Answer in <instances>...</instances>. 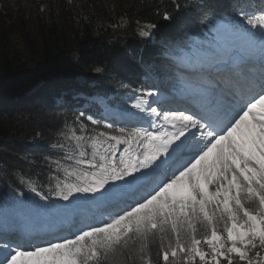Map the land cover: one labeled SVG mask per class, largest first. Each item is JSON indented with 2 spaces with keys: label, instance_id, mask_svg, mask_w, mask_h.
Returning a JSON list of instances; mask_svg holds the SVG:
<instances>
[{
  "label": "snow or ice",
  "instance_id": "snow-or-ice-1",
  "mask_svg": "<svg viewBox=\"0 0 264 264\" xmlns=\"http://www.w3.org/2000/svg\"><path fill=\"white\" fill-rule=\"evenodd\" d=\"M238 15L259 32L241 26L234 70L205 78L208 87L190 93V106L163 112L149 106L156 122L117 135L86 133L84 113L78 126L65 124L53 147L69 150L65 159L86 168L77 173L57 161L47 179L21 176V183L44 201L71 203L76 194H90L106 218L83 224L70 238L42 240L34 228L18 238L0 236V264H117V258L120 264H234L237 257L254 264L249 253L264 249V10ZM202 55L198 63L210 68L215 52L209 47ZM78 207L41 211L66 215Z\"/></svg>",
  "mask_w": 264,
  "mask_h": 264
},
{
  "label": "trees",
  "instance_id": "trees-1",
  "mask_svg": "<svg viewBox=\"0 0 264 264\" xmlns=\"http://www.w3.org/2000/svg\"><path fill=\"white\" fill-rule=\"evenodd\" d=\"M0 3V193L5 192V184L14 185L20 175L36 179L48 176L49 169L43 161L47 154L41 150L28 152L25 147L31 137L40 132L38 142L51 139L53 142L65 124L70 128L78 126L76 114L65 110L66 101L71 98L64 96L65 109L53 104V98L60 97L58 90L87 94L125 90L134 76L131 71L134 68L140 71L130 59L139 60L147 70L153 68V75L164 81L172 75L170 70L182 49L199 47L196 36L209 22L206 17L235 30L245 24L238 15L240 10L249 15L258 11L249 0H0ZM28 4L30 15L35 17L38 45H32L19 27L24 25ZM2 47L8 48L7 51ZM22 50H26L27 56L19 53ZM97 68L101 69L99 74H92ZM76 75L84 77L87 83L78 87ZM40 80L43 83L39 91L24 94ZM257 251L259 257L255 255ZM249 255L254 264H264V249H255ZM127 264L133 262L129 260ZM196 264H200L198 259ZM234 264L246 262L237 257Z\"/></svg>",
  "mask_w": 264,
  "mask_h": 264
},
{
  "label": "rangeland",
  "instance_id": "rangeland-1",
  "mask_svg": "<svg viewBox=\"0 0 264 264\" xmlns=\"http://www.w3.org/2000/svg\"><path fill=\"white\" fill-rule=\"evenodd\" d=\"M30 8L31 7L28 4L27 7H26V12H25L27 14V16L24 19V25L22 26V25L19 24V27L24 30V32H25V34L27 36V39L29 40V42L32 45H38L39 44L38 35H37L36 29H35V26H34V23H33L35 17L32 16V15H30V13H29ZM215 28H220V31H216ZM214 31L216 32V34H215L216 39L220 41V46H219L218 50H220V51H223L224 50V51H228L229 52L231 49H233L234 45L237 44V42H235V40H234V37L228 35L227 31L223 27H221V25L215 26L214 27ZM7 49L8 48H3L2 47V50L4 52H6ZM232 55L233 54H231V56ZM185 59L187 60L186 61L187 66L190 67L192 65V61L189 60L188 56H185ZM197 61H203V60L201 58H198ZM200 73H205V71H200ZM154 97L160 99V101L158 102V109H159L158 112H160V108L162 107L161 104H164L165 103V101H164V99H165L164 98V95L161 92H158V93L157 92H154L152 95H150V96L148 95V100L146 101V103H148V104H146V105L143 106L145 108V111L146 112H140V110L137 109V108H130V110L128 112L126 111V112H120V114H114L113 112H115V110H111V109L106 108V106H105V104H104V102H103L102 99H98V102H100V104L103 106V108L106 111V114L115 116L119 121H134L135 117L139 113H143L146 117H148V113L149 112L147 111V109L150 106V104L152 103V99ZM143 98L145 99L146 98V95H144ZM142 118H145V117H142ZM151 118H152V120L150 121V123L156 122V119H157L156 116H154V115L151 114ZM147 123H149V122L145 121L144 119L139 120V125H142V126H139V127L148 128L149 125H147ZM27 148L29 150L32 149L30 147L29 143L27 145ZM75 170L77 171V173H79L80 172V166H75ZM88 195L90 196V194H88ZM70 200H71V198H70ZM88 200H90V197L86 201H75L74 203H77V202H79V203L87 202L88 203V202H90ZM66 204L72 205V202L69 203V201H67ZM74 205H76V204H74ZM64 207H66V206H60V207H57V208H64ZM11 209H13V210L10 211V212H5V213L15 214L17 216L18 215H21L18 218H22V219L28 218L30 216L29 211H27L26 209H24L23 206L20 205V204H15V206L12 207ZM21 209L24 210V211H20ZM41 209L42 208L36 209V211L38 213L43 212V213H40L41 215L42 214H47L46 212L44 213V211H41ZM25 210L27 212H25ZM5 213H2V214H5ZM23 214H25V215L23 216ZM50 219H52V218L51 217H47V220H46L45 223H49L50 222ZM35 220L36 219L34 218V216H31V224H32V227H36L38 225L37 224L38 220H36V221ZM51 229H52V227H51Z\"/></svg>",
  "mask_w": 264,
  "mask_h": 264
},
{
  "label": "bare ground",
  "instance_id": "bare-ground-1",
  "mask_svg": "<svg viewBox=\"0 0 264 264\" xmlns=\"http://www.w3.org/2000/svg\"><path fill=\"white\" fill-rule=\"evenodd\" d=\"M233 56V55H232ZM231 56L232 60L234 59L233 57ZM187 65V64H186ZM144 97V95H143ZM150 101V100H149ZM189 106V102H186V104L184 103L183 104V107H182V110L185 108V107H188ZM73 206L74 205H69V206H66V208L68 209H73ZM97 205L94 201H90L88 203H86L85 205L81 204V207H78V208H75L74 211H72V213H77L79 210H88V212H93V213H98L96 212L97 211ZM65 208V207H64ZM13 209H11L10 211H12ZM20 211H24V210H20ZM25 212H27L25 210ZM2 213H5V212H0V230H7V231H11V232H14V237L13 238H18L20 236V234L16 233V229H17V225L15 223V219L14 217H19L21 215H15V214H9V213H5V214H2ZM40 213H43V212H40ZM45 213V212H44ZM2 214V215H1ZM25 214H23L24 216ZM43 216L45 217H51L52 219H50V222L49 223H45V222H37V226L36 227H32L31 228H34L36 229L40 234H47V235H51L53 233V229L57 226H61L63 223H64V216L65 215H52V214H42ZM31 217V216H30ZM90 217V215H88L86 217V219H88ZM34 221V220H33ZM36 221V220H35ZM70 226V224H69ZM52 227V229H51ZM51 229V230H50ZM40 239V237H39ZM44 240H49L47 238H45ZM15 246V244L13 243V247Z\"/></svg>",
  "mask_w": 264,
  "mask_h": 264
}]
</instances>
